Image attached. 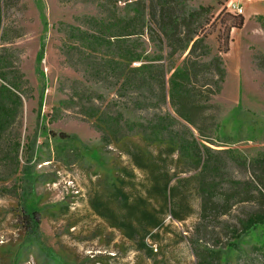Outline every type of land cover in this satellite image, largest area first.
Segmentation results:
<instances>
[{
  "label": "trees",
  "instance_id": "16d2710c",
  "mask_svg": "<svg viewBox=\"0 0 264 264\" xmlns=\"http://www.w3.org/2000/svg\"><path fill=\"white\" fill-rule=\"evenodd\" d=\"M16 2L0 0V183L13 181L11 190L2 191L18 198L26 222V237L19 243L26 245L36 242L39 228L33 204L37 176L31 165L38 130L53 140V152L61 163L72 164L83 155L74 136L55 134L44 126L21 143L23 103L31 98L32 89L9 46L18 31L3 24L5 11ZM119 2L124 9L117 6ZM96 6L97 14L76 17L77 25H58L64 35L65 63L81 74L83 82L73 81L69 95L52 113L57 117L72 110L91 122L102 146L123 150L147 184L143 197L126 194L122 170L112 185L121 214L115 218L99 200L92 206L99 216L110 218L114 228L136 221L151 233L161 225L166 210L183 221L171 186L177 174L172 175L167 166L174 159L176 167L193 172L199 201L200 228L192 242L197 264H220V254L202 245L207 227H219L221 218L247 204L251 210L241 211L235 224L222 229L232 240L229 249L238 253L244 237L264 232V147L250 160L228 148L217 152L210 148L216 140H225L221 135L225 125L217 121L211 104L225 78L220 51L212 54L206 41L214 22L212 8L201 5L189 10L184 0H97ZM226 16L219 18L223 52L228 49L230 30L244 24L241 15ZM255 19L264 30V17ZM146 41L156 48L153 54L147 52ZM87 84L104 88L113 100L105 103L104 95ZM259 137L264 145V131ZM231 165L249 174L250 180L234 179ZM4 247L1 244L0 251Z\"/></svg>",
  "mask_w": 264,
  "mask_h": 264
},
{
  "label": "rangeland",
  "instance_id": "374dc122",
  "mask_svg": "<svg viewBox=\"0 0 264 264\" xmlns=\"http://www.w3.org/2000/svg\"><path fill=\"white\" fill-rule=\"evenodd\" d=\"M96 1L17 0L4 13L3 24L19 34L9 45L15 63L32 89L31 98L23 103L21 143L34 136L37 127L44 126L55 134L74 136L83 156L72 164L61 163L53 152V140L46 131L38 130L36 159L31 162L37 176L33 198L39 220L37 240L19 243L26 237L25 218L18 198L2 191L11 190L13 181L0 183V246H5L0 251V264H197L192 242L200 228L199 201L193 172L176 167L174 159L167 161L170 173L177 174L171 186L175 188L176 211L185 217L183 221L174 219L166 210L161 225L151 233L136 221L126 227L119 220L120 226L114 228L110 218L96 213L93 202L99 200L107 205L116 218L121 214L118 197L112 194L116 178L126 171L124 192L132 197L144 196L146 178L132 166L123 150L102 146L91 122L72 110L57 117L52 113L58 102L69 95L71 83L83 82L81 74L65 63L61 52L64 35L58 25H77L76 17L97 14ZM226 2L184 0L189 10L201 5L212 8L214 22L208 28L206 41L212 54L220 51L225 69L221 90L211 99L217 121L225 125L221 134L225 140H216L210 148L215 152L228 148L250 160L264 147L259 137L264 131V30L255 19L264 17V2L244 5V24L230 30L228 49L223 52L218 31L223 30L219 18L230 14ZM117 6L125 8L123 2ZM146 49L149 54L156 50L148 41ZM87 85L102 93L105 103L113 100V94L104 88ZM230 174L234 179L250 180L249 174L232 165ZM248 210L250 205L238 206L219 220V227L205 229L202 245L220 254V264H264V232L244 237L235 253L229 249L230 236L222 231L226 225L236 223L241 211Z\"/></svg>",
  "mask_w": 264,
  "mask_h": 264
},
{
  "label": "built area",
  "instance_id": "2783aa9c",
  "mask_svg": "<svg viewBox=\"0 0 264 264\" xmlns=\"http://www.w3.org/2000/svg\"><path fill=\"white\" fill-rule=\"evenodd\" d=\"M255 1L262 0H227L225 7L229 13L243 16L245 13L244 5H249Z\"/></svg>",
  "mask_w": 264,
  "mask_h": 264
},
{
  "label": "crops",
  "instance_id": "0c3cea01",
  "mask_svg": "<svg viewBox=\"0 0 264 264\" xmlns=\"http://www.w3.org/2000/svg\"><path fill=\"white\" fill-rule=\"evenodd\" d=\"M257 2H260V3H263L264 2V0H262V1H257ZM253 4V3H252ZM250 5V4H249Z\"/></svg>",
  "mask_w": 264,
  "mask_h": 264
}]
</instances>
